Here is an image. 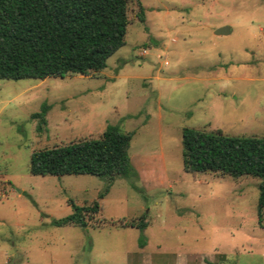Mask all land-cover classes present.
Here are the masks:
<instances>
[{
    "label": "rangeland",
    "instance_id": "rangeland-1",
    "mask_svg": "<svg viewBox=\"0 0 264 264\" xmlns=\"http://www.w3.org/2000/svg\"><path fill=\"white\" fill-rule=\"evenodd\" d=\"M140 2L145 21L130 4L125 43L99 73L0 78V264H264L260 179L181 160L185 126L264 135V0ZM108 124L133 132L138 176L116 177L103 198L100 177L29 172L34 150ZM69 199L100 209L85 227L53 224ZM144 213L143 230L121 226Z\"/></svg>",
    "mask_w": 264,
    "mask_h": 264
},
{
    "label": "trees",
    "instance_id": "trees-1",
    "mask_svg": "<svg viewBox=\"0 0 264 264\" xmlns=\"http://www.w3.org/2000/svg\"><path fill=\"white\" fill-rule=\"evenodd\" d=\"M132 3L138 9L137 19L143 23L144 6L140 0H0V78L43 79L99 73L106 67L107 58L125 43ZM47 110L48 105L43 103L31 114L37 132L46 126ZM132 133L108 124L97 137L34 150L29 172L100 177L105 180L98 194L101 199L116 177L131 180L138 176L128 152ZM181 160L183 169L191 173L260 179L256 218L264 228V135H232L219 129L185 126L181 130ZM98 199L89 205H78L69 199L72 212L52 223L87 226L100 209ZM121 226L143 230L147 227L145 213L138 219L121 221Z\"/></svg>",
    "mask_w": 264,
    "mask_h": 264
},
{
    "label": "water",
    "instance_id": "water-1",
    "mask_svg": "<svg viewBox=\"0 0 264 264\" xmlns=\"http://www.w3.org/2000/svg\"><path fill=\"white\" fill-rule=\"evenodd\" d=\"M228 30H229L228 26H222L215 30V34H223V33L228 32Z\"/></svg>",
    "mask_w": 264,
    "mask_h": 264
},
{
    "label": "built area",
    "instance_id": "built-area-1",
    "mask_svg": "<svg viewBox=\"0 0 264 264\" xmlns=\"http://www.w3.org/2000/svg\"><path fill=\"white\" fill-rule=\"evenodd\" d=\"M165 63H166V61H165Z\"/></svg>",
    "mask_w": 264,
    "mask_h": 264
}]
</instances>
